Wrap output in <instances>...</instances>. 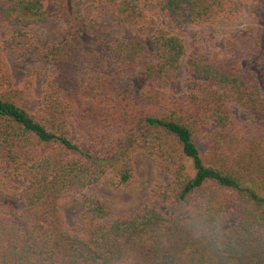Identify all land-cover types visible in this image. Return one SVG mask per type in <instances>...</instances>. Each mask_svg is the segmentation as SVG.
Listing matches in <instances>:
<instances>
[{"label": "trees", "instance_id": "trees-1", "mask_svg": "<svg viewBox=\"0 0 264 264\" xmlns=\"http://www.w3.org/2000/svg\"><path fill=\"white\" fill-rule=\"evenodd\" d=\"M237 2L59 0L61 41L9 33L13 52L34 59L28 75L45 62L56 69L34 110L29 91L0 96V166L25 180L17 203H0V264H264V14L221 45L194 37L191 49L159 23L147 38L135 31L159 12L177 27L235 17ZM45 5L0 0V29ZM179 67L184 91L174 95L165 73ZM233 106L248 116L238 120ZM143 142L169 168L166 185L126 215L84 196L80 229L67 226L61 198L108 171L127 183ZM189 206L220 222L222 251L192 238Z\"/></svg>", "mask_w": 264, "mask_h": 264}, {"label": "rangeland", "instance_id": "rangeland-1", "mask_svg": "<svg viewBox=\"0 0 264 264\" xmlns=\"http://www.w3.org/2000/svg\"><path fill=\"white\" fill-rule=\"evenodd\" d=\"M235 5L238 9L235 12V17L219 18L215 22L205 25L186 23L177 27L165 14L159 12L151 16L150 22L145 27L135 29V31L142 38H147L152 35L156 24L159 23L165 29L181 36L188 49H191L194 37L197 41L205 42L207 34L213 35L211 40L215 45H221L225 38L233 37L250 19L263 17L264 6L257 0H238ZM58 9L59 0H46L44 11L40 16L27 17L26 20L28 21L23 22L13 19L0 29V36H3L1 60L4 64L3 67L8 70V78L4 81L0 79V96H11L14 92V97H16L20 92L29 91L30 100L25 103L28 110H34L41 102L45 82L49 76L55 73L56 68L54 64L45 62L39 72L36 71L33 75H28L26 66L34 59L28 54L18 55L13 52L8 35L13 30H25L33 41L42 47L49 43L61 41L65 32V23L57 17ZM117 35H122V33H117ZM84 40L87 43L92 42L91 38L85 37ZM165 77L170 93L177 95L184 91V69L182 67L166 71ZM129 79L135 88L140 87V78L132 76ZM233 112L238 120H243L248 116L236 106H233ZM75 137L77 139V132H74L72 139ZM132 162L133 174L125 184H119L114 173L108 171L97 182L79 191L66 193L59 202V208L67 226L73 231L80 229L81 214L84 210V196L101 200L112 216L126 215L138 210L144 203L152 199L151 189L153 187L166 185L167 175L170 174L169 168L162 165L156 158L150 142H143L139 145L132 156ZM24 185L25 180L17 170L12 167L0 166V203H17Z\"/></svg>", "mask_w": 264, "mask_h": 264}, {"label": "clouds", "instance_id": "clouds-1", "mask_svg": "<svg viewBox=\"0 0 264 264\" xmlns=\"http://www.w3.org/2000/svg\"><path fill=\"white\" fill-rule=\"evenodd\" d=\"M187 214L191 217L189 226L192 238L206 244L210 252L222 251L220 222L210 220L193 206L187 208Z\"/></svg>", "mask_w": 264, "mask_h": 264}]
</instances>
